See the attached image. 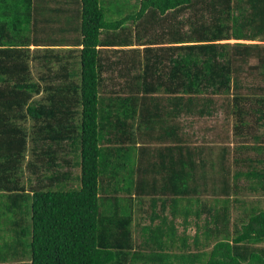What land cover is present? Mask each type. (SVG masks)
Returning <instances> with one entry per match:
<instances>
[{"label":"trees","instance_id":"obj_1","mask_svg":"<svg viewBox=\"0 0 264 264\" xmlns=\"http://www.w3.org/2000/svg\"><path fill=\"white\" fill-rule=\"evenodd\" d=\"M261 127L264 0H0V264H264Z\"/></svg>","mask_w":264,"mask_h":264},{"label":"rangeland","instance_id":"obj_2","mask_svg":"<svg viewBox=\"0 0 264 264\" xmlns=\"http://www.w3.org/2000/svg\"><path fill=\"white\" fill-rule=\"evenodd\" d=\"M230 42H233V40H231ZM251 63H253V61ZM116 80H119L120 82L122 81L120 78L116 79ZM116 80H114V81H116ZM242 82H243L242 84L244 86L246 84L248 86V85H252V84L255 85L256 83H258L257 80H252L248 77L246 79H242ZM107 85H108L107 89H110V87L112 85H116V87H114V88L117 89V84H113V83H111V81ZM228 99H230V97L228 98L225 95L224 96H217L216 97V103H217V105H219V107L221 106V108L211 117H204L202 119L201 118H199V119L195 118L196 123L193 124V126H192L193 128L191 130L197 131V134H196L195 138L189 139L191 142V145H198V146L210 145V144H212V142H211L212 140H216V141L221 140L220 143H224L226 141L227 144H230V147H233V146L235 147L236 145H238L240 139L237 140V139H235L236 137H234V139H233V136H234L233 125H234L235 120H234L233 116H231L230 114H227L223 111V108H225L227 103H228ZM250 120H252V119L250 118ZM206 126H207V128L209 127V129H211V130H209V129L207 130L208 135H206V137L209 138L210 141L206 140L207 144H203V142L199 140L200 139L199 135L203 134L202 128L206 127ZM236 133H237V131H236ZM256 133L259 134L260 136H263V139H264V128H262V127L258 128L256 130ZM217 137H219V138L217 139ZM227 137H229V139L231 141H229V139L227 140ZM263 154H264V151H263ZM251 155H255V152L251 153ZM260 166L257 165V168H259ZM262 166H264V164ZM239 167L241 169L247 168L246 165L242 166L241 163H240ZM75 172L77 173V171H75ZM245 183H246V187H247L251 184V181H247L245 179ZM246 189L243 192H245ZM253 196L254 197H252L250 200L251 201L263 200V202L260 204V206L264 208V197L261 198V197H255L256 195H253ZM250 202L246 203L244 205H250ZM234 205L235 204L232 201L231 222H232V224L239 226V221L237 219L238 218L237 214H238L239 210H234ZM180 229H181V227H180ZM194 230H195L194 227H190L187 231L189 233L193 234ZM13 263H15V262H13Z\"/></svg>","mask_w":264,"mask_h":264},{"label":"crops","instance_id":"obj_3","mask_svg":"<svg viewBox=\"0 0 264 264\" xmlns=\"http://www.w3.org/2000/svg\"><path fill=\"white\" fill-rule=\"evenodd\" d=\"M54 25L55 26H59L60 24H54ZM68 32H70V33L73 34V31L72 30H70ZM57 35H58V33L55 34L54 36H57ZM48 47H44V48H42V50H46L48 52V54L50 55V60L56 66L59 65L56 56H58V57L62 56L63 57V60L64 61H67L69 59L68 50L73 49V48H71V46H67L65 44H62V45L61 44H54V45L48 46ZM33 48L34 47L31 46V49H33ZM53 51H56V54ZM160 182L161 183L166 182V178H162V180H160ZM171 188H172V186H170L169 190ZM158 204H160V203H158ZM172 205L173 204L170 201H168V202L166 201V203L163 204V206H161V205L158 206L159 209H162L163 207H165L164 211H162V212L159 211V214L161 216L167 217V220L175 226V229H176V232L175 233H176V236L177 237H180L183 234L193 235L195 233V230H194L193 234L189 233L187 230L190 227H194V225H188L187 228L185 229V226H184V217H185V215H184V213L182 211L183 210L182 209L183 206L181 207V205H179L180 207L179 206L176 207L177 208V212H176L177 215H176V217H173L172 214H171V211L173 209V206ZM142 208L144 210H146V212H150L151 213V211H152V209L149 206H147V205H145ZM191 219H194V218L191 217V216H189L188 217V220L190 221ZM153 222H154L153 223V226H158V229L155 231L156 234L161 233L160 228H159V226L161 224V219L155 218L153 220ZM149 225H150L149 219H142L140 221H137V223H135V219H134L133 225H132V234H133V241H134V243H135L136 246H137V244H140L143 241L142 240V237H147L148 238V235L150 236V232H148V235H147L146 233H144V230L141 229V227L145 228V227H148ZM180 227H181V229H180ZM189 240L191 241V238ZM144 258H149V257L148 256H145ZM143 263L144 262L142 261V264Z\"/></svg>","mask_w":264,"mask_h":264}]
</instances>
